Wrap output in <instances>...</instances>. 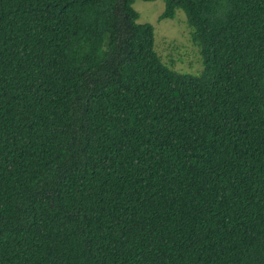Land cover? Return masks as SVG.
I'll return each mask as SVG.
<instances>
[{
  "label": "trees",
  "instance_id": "1",
  "mask_svg": "<svg viewBox=\"0 0 264 264\" xmlns=\"http://www.w3.org/2000/svg\"><path fill=\"white\" fill-rule=\"evenodd\" d=\"M134 1L0 0V264H264V0Z\"/></svg>",
  "mask_w": 264,
  "mask_h": 264
},
{
  "label": "rangeland",
  "instance_id": "2",
  "mask_svg": "<svg viewBox=\"0 0 264 264\" xmlns=\"http://www.w3.org/2000/svg\"><path fill=\"white\" fill-rule=\"evenodd\" d=\"M164 0H135L133 7L138 12L137 22L150 23L154 29V47L174 71L197 75L203 70V59L193 29L187 23L182 9L175 11L173 18L160 19Z\"/></svg>",
  "mask_w": 264,
  "mask_h": 264
}]
</instances>
